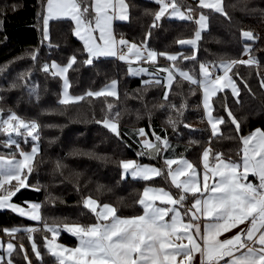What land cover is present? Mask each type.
<instances>
[{
	"label": "snow or ice",
	"instance_id": "snow-or-ice-1",
	"mask_svg": "<svg viewBox=\"0 0 264 264\" xmlns=\"http://www.w3.org/2000/svg\"><path fill=\"white\" fill-rule=\"evenodd\" d=\"M153 2L159 5V10L150 14L151 25L143 40L137 43L122 37L117 38L112 28L115 19L129 20L130 5L127 0H43L44 13L41 18L45 42L51 45L50 21L68 19L74 22L72 34L82 42V54L85 57L81 59V54L73 53L65 64L51 61L41 66L40 70L45 74L50 72L53 79L62 81V98L58 103L70 106L91 97H111L118 100L120 94L116 80L100 90L71 95L69 72L80 64L91 66L101 57H117L120 49L118 59L129 64L133 62V58L137 64L157 65L161 57L171 62L172 66L155 67L151 72L146 67L130 68L129 72L132 76H143L146 73L150 76V79L142 81L144 88L161 85L163 81L165 91L161 107L171 109L177 114V119L174 120L171 116L168 119L174 131L179 127V117L186 110V105L178 107L169 99L178 73L191 85L202 88V106L211 126V137L223 139L221 126L229 123L239 133L241 124L227 104V95L223 97L224 103L221 107L228 120L224 116L214 115L216 105L213 101L218 94L230 91L239 103L240 83L251 92L247 81L239 76V72H233L237 66L260 67L259 58L252 55L251 44H244L247 59L221 61L218 65L200 62L201 78L197 79L176 62L197 60L198 43L202 39V32L208 27L209 16L201 11L198 18L194 19L197 16L196 10L192 7L182 10L178 0ZM196 2L199 9L210 10L231 23L232 18L226 9L225 0ZM3 14L0 12V15ZM172 17L193 21L197 25L192 38L177 41L180 46H193L190 55L158 52L147 47L152 29L159 27L162 19ZM241 37L246 42L260 39L252 30L243 29ZM38 57L39 51L31 50L29 58L37 61ZM217 68L222 74H216ZM161 73L164 75L161 76ZM258 75L260 87L264 89V74ZM11 87L15 88L17 85L13 83ZM29 92L32 94L35 89L31 88ZM114 107V104H107L110 116H105L96 123L120 137V112H112ZM40 127L36 121H25L15 113H10L6 119L0 118V133L7 137L5 146H14L16 149V152L11 153V158L0 155V210H11L21 218L32 221L42 220L39 212L41 203L24 202L25 206H21L13 198L22 190L40 191L29 183V177L35 170L34 162L38 153L36 142L40 139ZM135 134L140 137L139 142L143 149L137 155L160 159L163 167L141 164L137 160H122L121 180L127 179L129 175L145 182L159 177L167 179L170 188L145 186L137 200L142 214L122 217L117 214L118 210L113 205L101 204L97 199L88 196L84 199L83 206L94 216L96 222L62 225L45 223L43 247L55 259L56 264H194L196 254L201 257L200 264H264V130L257 128L247 136H239L242 154L238 161L225 158L223 153L215 152L209 144L200 157L202 168L186 158L165 157L164 152L171 148L170 141L167 137L162 138L156 134L154 130L151 131V137L144 128H140ZM15 137H21L25 141L30 138L34 143L31 151L20 149V143ZM153 139L155 143H152ZM149 148L151 151H147ZM17 155L21 158L17 159ZM60 167L58 164L57 170ZM250 175L258 182L249 181ZM170 189H175V193ZM201 220L204 221L203 228ZM236 229L239 231H234ZM2 231L12 237L26 233L34 258L42 264L41 246L33 236V233L41 231L40 228L13 227ZM62 231L75 237L78 245L69 248L58 243ZM233 232L232 235H226ZM184 240L187 243H183ZM0 252L4 253L0 254V264H15L14 254L19 255L25 264H32L29 249L23 243L0 240ZM178 257L182 259L178 260Z\"/></svg>",
	"mask_w": 264,
	"mask_h": 264
},
{
	"label": "trees",
	"instance_id": "trees-1",
	"mask_svg": "<svg viewBox=\"0 0 264 264\" xmlns=\"http://www.w3.org/2000/svg\"><path fill=\"white\" fill-rule=\"evenodd\" d=\"M127 3L130 5L129 20L116 21L115 32L118 37L140 43L151 25L150 14L156 12L159 5L153 0H127ZM178 3L183 10L192 7L209 16L208 28L202 32V39L198 43L197 60L176 62L183 70L199 79L200 62L218 65L221 61L242 59L245 43L251 44L252 55L260 60L259 68L237 66L233 69V72H239V76L247 81L251 89L249 92L240 83L239 103L230 91L218 94L213 101L216 105L214 115L224 116L228 120L221 107L223 97L227 95V104L241 124L239 133L229 123L221 126L223 139L211 137L208 120L197 119V116L204 114L201 87L191 85L177 74L169 99L178 107L186 105V110L179 117V127L174 131L168 119L170 116L177 119V114L161 107L165 91L163 81L161 85L144 88L142 81L148 74L132 76L129 72L131 66L119 60L118 56L101 57L91 66L80 64L69 72L71 94L83 95L88 90L96 91L116 80L120 94L118 100L111 97H91L74 105H60L58 101L61 98L62 81L53 79L50 72L45 74L40 69L45 62L65 64L73 53L81 54V59L85 58L82 54V42L72 34L73 21H50L49 45L45 42L42 31L43 0H0V12L4 13L0 15V113L7 116L15 112L35 120L41 126L35 170L29 177V183L40 191L22 190L13 200L22 204L35 200L42 205L41 221L21 218L11 210H0V233L6 236L3 229L17 226L40 228L41 231L33 233V236L41 246L42 264H56L55 259L43 247L45 223L62 225L96 222L94 216L83 206L86 197L91 196L101 204H112L120 216H133L142 212L137 200L146 185L170 188L168 180L159 177L151 182L133 179L131 176L121 180L122 160L149 162L163 167L160 159L137 155L143 150L140 137L135 134L140 128L149 132V137L152 130L162 138L167 137L171 148L164 152L165 157H186L197 164L198 168H202L200 157L209 144L215 152L223 153L225 158L238 161L242 154L239 136H245L256 127L264 130V89L260 87L258 75L264 74V0H225L226 9L232 18L231 23L210 10L199 9L196 0H178ZM159 24V27L152 29L147 47L158 52L191 54L192 46H180L177 41L194 36L197 25L193 21L165 18ZM242 29L252 30L260 39L255 42L244 41L241 37ZM31 50L39 51L37 61L29 58ZM165 61L167 60L161 57L157 65L141 64L151 72L161 64L162 67H168V61ZM13 83L17 87L12 88ZM31 88L35 89L32 94L29 92ZM109 103L115 105L112 112H120V137L96 123L97 120L110 116L107 110ZM2 136L4 133H0V140ZM152 143H155L154 139ZM31 145V140L22 142L25 149H30ZM0 152L11 155L16 150L1 147L0 144ZM58 164L61 165L59 170ZM171 190L174 193L176 191ZM16 236L15 243H23L29 249L32 264H40L31 252L27 234L19 233ZM59 239L67 245L77 242L66 231L61 232ZM13 259L15 264H25L19 255L14 254Z\"/></svg>",
	"mask_w": 264,
	"mask_h": 264
},
{
	"label": "crops",
	"instance_id": "crops-1",
	"mask_svg": "<svg viewBox=\"0 0 264 264\" xmlns=\"http://www.w3.org/2000/svg\"><path fill=\"white\" fill-rule=\"evenodd\" d=\"M158 10H159V7H158ZM157 10V11H158ZM183 10V9H182ZM196 10V14H197V16L196 17H194V18H198V14H199V12H201V10H198V9H195ZM204 14H206V13H204ZM207 15V14H206ZM172 18H174V19H179L178 17H172ZM116 21H120L119 19H115L114 21H113V24H112V28H113V31H114V33H115V35L117 36V34H116V32H115V22ZM74 23V22H73ZM208 24H209V22H208ZM208 28V27H207ZM206 28V29H207ZM205 29V30H206ZM117 38H120V37H118L117 36ZM190 38H192V37H190ZM183 39H189V38H183ZM185 46H188V45H185ZM193 47V46H192ZM167 53H170V54H172V53H176V54H178V53H180V52H167ZM120 54H118V56H119ZM126 62V61H125ZM165 62H167V61H165ZM126 63H128V62H126ZM129 64V63H128ZM130 66H137V63L133 60V62L131 63V64H129ZM163 66V64H161V66H159V67H162ZM166 66H172V64H171V62H167V64H166ZM177 75H179L178 73H177ZM146 79H150V76L148 75V77H146ZM111 83V82H110ZM109 84V83H108ZM103 88V87H102ZM100 90V89H99ZM71 95H74V94H71ZM61 98H62V89H61ZM257 128H259V129H262L261 127H256V128H254L251 132H253V131H255ZM263 130V129H262ZM251 132H249V133H247L245 136H247V135H249ZM37 146V145H36ZM29 151H31V149H29V150H27V151H25V152H29ZM0 155H4L6 158H11V155H5V154H0ZM17 159H20L21 157H19V156H17L16 157ZM175 158H177V159H180V158H186V157H175ZM187 160H189L188 158H186ZM190 162H191V160H189ZM139 163H141V164H145V165H154V164H152V163H149V162H139ZM156 166V165H155ZM173 167H176L175 165H173ZM130 176V175H129ZM248 180L249 181H251V182H253V183H257L258 181L256 180V178L255 177H253V176H249L248 177ZM146 186H155V187H164V188H168L167 186H163V185H153V184H149V185H146ZM171 190V189H170ZM93 198V197H92ZM95 199V198H94ZM14 201V200H13ZM15 203H17V204H21V206H25V204H22V203H20V202H16V201H14ZM32 202H38V201H35V200H33V201H30L28 204H30V203H32ZM39 203V202H38ZM106 203H108V202H106ZM188 203L190 204L191 203V200H189L188 201ZM103 204V203H102ZM108 204H110V203H108ZM112 205V204H111ZM39 212H40V210H39ZM18 214V213H17ZM140 214H142V212L140 213ZM40 215H41V212H40ZM122 217H130V216H122ZM200 223H201V228H203V224H204V221L203 220H201L200 221ZM17 227H20V226H17ZM26 227H34V226H25L24 228H26ZM241 227H244V226H241ZM20 228H22V227H20ZM234 231H239V229H236V230H234ZM232 234H234V232L233 233H228V234H226V235H232ZM0 240H3V241H5V242H7V241H9V240H12L14 243H15V238H13L12 236H3L2 234H0ZM180 241H178V243H179ZM183 243H187V241L186 240H184V241H182ZM78 245V240H77V242L74 244V245H67V247H69V248H71V247H76ZM0 254H4L3 252H0ZM179 259H182V257H178V260ZM200 260H201V257H200V255L199 254H196L195 255V260H194V264H200Z\"/></svg>",
	"mask_w": 264,
	"mask_h": 264
},
{
	"label": "rangeland",
	"instance_id": "rangeland-1",
	"mask_svg": "<svg viewBox=\"0 0 264 264\" xmlns=\"http://www.w3.org/2000/svg\"><path fill=\"white\" fill-rule=\"evenodd\" d=\"M121 54V53H120ZM248 58V54L247 53H245L244 52V55H243V57H242V59H247ZM133 60H134V58H133ZM135 61V60H134ZM207 63V62H206ZM134 67H136L135 65L134 66H131V68H134ZM169 67V66H168ZM219 69V68H218ZM186 71V70H185ZM216 74H222L221 72H220V69H219V71L218 72H216ZM183 78V77H182ZM201 91H202V88H201ZM70 93V92H69ZM71 94V93H70ZM203 107V106H202ZM203 111H204V116L206 117V119L208 120V118H207V115H206V113H205V110L203 109ZM12 113H15V112H12ZM16 115H18L17 113H15ZM9 115V114H8ZM7 115V116H8ZM7 116H3V115H1V113H0V118H3V119H6L7 118ZM18 116H20V115H18ZM22 119H24L25 121H28V122H30V121H35V120H33V119H29V118H26V117H23V116H20ZM210 124V123H209ZM16 139H17V141L20 143V149H22L23 151H27V150H29V149H25L23 146H22V142L23 141H25L23 138H21V137H15ZM3 139V140H2ZM7 139V137H6V135L4 134V136H2V138H1V140H0V144H1V147H7V146H5V144H4V141ZM29 140H31L30 138H28V140L27 141H29ZM36 145L38 146V143L36 142ZM34 146V143L32 142V145L30 146V149L32 148ZM12 149L13 150H16L15 149V147L13 146L12 147ZM0 154H5V153H1L0 152ZM17 156H19V155H17ZM1 234V233H0ZM7 236V235H6ZM13 238H15V242H16V238H17V236H14ZM58 243H61V244H63V245H65V246H67V244L66 243H64L63 241H61L60 239H58V241H57Z\"/></svg>",
	"mask_w": 264,
	"mask_h": 264
},
{
	"label": "built area",
	"instance_id": "built-area-1",
	"mask_svg": "<svg viewBox=\"0 0 264 264\" xmlns=\"http://www.w3.org/2000/svg\"><path fill=\"white\" fill-rule=\"evenodd\" d=\"M126 51V50H125ZM121 53V50L120 49H118V52H117V56H118V54H120ZM206 63V62H205ZM207 64H210V65H215V64H213L212 62H207ZM136 67H144L142 64H137V66ZM219 71V69L217 68L216 69V72H218ZM197 119H200V120H206V117L204 116V114L202 115V116H197Z\"/></svg>",
	"mask_w": 264,
	"mask_h": 264
}]
</instances>
